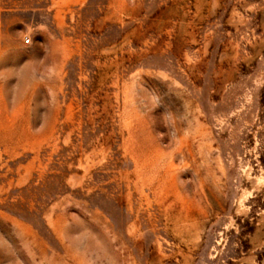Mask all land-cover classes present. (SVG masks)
<instances>
[{
	"label": "rangeland",
	"instance_id": "1",
	"mask_svg": "<svg viewBox=\"0 0 264 264\" xmlns=\"http://www.w3.org/2000/svg\"><path fill=\"white\" fill-rule=\"evenodd\" d=\"M0 264H264V0H0Z\"/></svg>",
	"mask_w": 264,
	"mask_h": 264
}]
</instances>
